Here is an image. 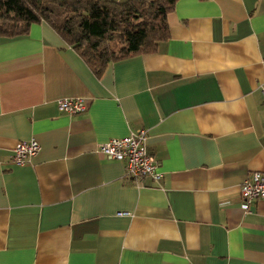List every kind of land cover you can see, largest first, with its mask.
<instances>
[{
  "label": "crops",
  "instance_id": "obj_1",
  "mask_svg": "<svg viewBox=\"0 0 264 264\" xmlns=\"http://www.w3.org/2000/svg\"><path fill=\"white\" fill-rule=\"evenodd\" d=\"M166 23L99 75L44 21L0 40V264H264V199L239 191L264 173V0H176ZM139 128L159 180L99 151Z\"/></svg>",
  "mask_w": 264,
  "mask_h": 264
},
{
  "label": "trees",
  "instance_id": "obj_2",
  "mask_svg": "<svg viewBox=\"0 0 264 264\" xmlns=\"http://www.w3.org/2000/svg\"><path fill=\"white\" fill-rule=\"evenodd\" d=\"M176 0H0V40L48 23L95 73L109 62L153 53L168 36Z\"/></svg>",
  "mask_w": 264,
  "mask_h": 264
},
{
  "label": "built area",
  "instance_id": "obj_3",
  "mask_svg": "<svg viewBox=\"0 0 264 264\" xmlns=\"http://www.w3.org/2000/svg\"><path fill=\"white\" fill-rule=\"evenodd\" d=\"M261 93L264 98V78L261 84ZM56 108L62 112L76 114L86 110V103L81 97L61 98L57 100ZM145 138L146 131L143 128H139L125 137L110 138L106 142L99 144L98 148L107 158L122 162L125 178L131 179L136 183L147 176L154 180H159L162 174L157 170V160L146 150ZM39 149L40 145L34 138L17 141L13 147L11 160L14 164H24ZM239 191L241 196L240 207L247 211L252 200L264 199V173L253 172L242 181Z\"/></svg>",
  "mask_w": 264,
  "mask_h": 264
}]
</instances>
